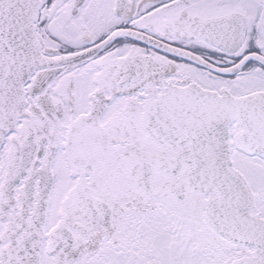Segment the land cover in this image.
Here are the masks:
<instances>
[{"label": "snow or ice", "instance_id": "obj_1", "mask_svg": "<svg viewBox=\"0 0 264 264\" xmlns=\"http://www.w3.org/2000/svg\"><path fill=\"white\" fill-rule=\"evenodd\" d=\"M0 264H264V0H0Z\"/></svg>", "mask_w": 264, "mask_h": 264}]
</instances>
